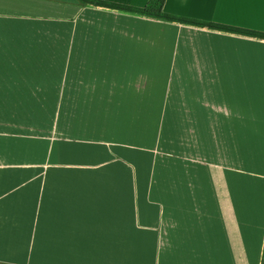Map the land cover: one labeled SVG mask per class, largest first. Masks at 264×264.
<instances>
[{
	"label": "crops",
	"instance_id": "1",
	"mask_svg": "<svg viewBox=\"0 0 264 264\" xmlns=\"http://www.w3.org/2000/svg\"><path fill=\"white\" fill-rule=\"evenodd\" d=\"M163 11L264 33V0ZM263 250L264 40L0 0V264H261Z\"/></svg>",
	"mask_w": 264,
	"mask_h": 264
},
{
	"label": "trees",
	"instance_id": "2",
	"mask_svg": "<svg viewBox=\"0 0 264 264\" xmlns=\"http://www.w3.org/2000/svg\"><path fill=\"white\" fill-rule=\"evenodd\" d=\"M78 1L79 3L84 4V5L112 8V9H117L120 11L132 13V14L150 17V18H155V19H160V20H165V21H170V22H176V23L196 26L200 28H205V29L219 30V31H224L228 33H234V34H239L243 36H248V37L264 40V33L245 30V29H239V28H234V27H228V26H223V25L214 24V23L202 22V21H197L193 19H188V18L166 14L163 11V6L166 0H148V3L142 8L112 4V3L102 2L98 0H78ZM261 264H264V250H263Z\"/></svg>",
	"mask_w": 264,
	"mask_h": 264
}]
</instances>
